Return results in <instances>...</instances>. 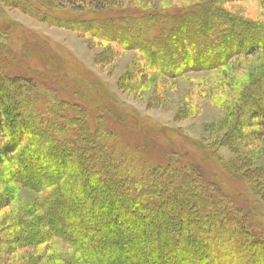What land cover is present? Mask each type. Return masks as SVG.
<instances>
[{
  "label": "rangeland",
  "instance_id": "rangeland-1",
  "mask_svg": "<svg viewBox=\"0 0 264 264\" xmlns=\"http://www.w3.org/2000/svg\"><path fill=\"white\" fill-rule=\"evenodd\" d=\"M99 1L104 11L76 0H0V75L31 79L45 96L70 106L74 130L91 128L97 142L108 148L99 159L113 154L132 181L143 180L159 192L167 187L166 199L172 196L180 203L182 190L195 186L174 170L194 173L196 186L217 188L226 205L264 236V116L253 114L257 85L264 82V40L253 38L259 43L250 51L253 41L247 37L227 48L199 51L198 63L182 62L178 50L171 56L170 47L162 49L169 45L166 37L175 21L157 16L188 10L189 19L197 7L217 5L233 17L261 24L264 32V0ZM72 18L81 26L66 21ZM208 30L207 40H223V33ZM184 48L189 51L188 42ZM6 136L0 135V146L9 143ZM80 139L92 143L84 134ZM11 159L0 165V195L10 201L0 211V264H86L54 236L56 225L49 226L40 211L49 191L26 184L36 185L33 178L39 177L46 157L21 172ZM179 184L182 188L173 187ZM77 214L89 220L87 214ZM113 216L117 222L110 218L109 226L122 229L123 218ZM16 219L37 220L38 226L31 225L36 230L30 227L28 233H37L41 241L32 246L16 242ZM130 223L126 221L127 228ZM87 251L92 257L100 252Z\"/></svg>",
  "mask_w": 264,
  "mask_h": 264
},
{
  "label": "trees",
  "instance_id": "trees-1",
  "mask_svg": "<svg viewBox=\"0 0 264 264\" xmlns=\"http://www.w3.org/2000/svg\"><path fill=\"white\" fill-rule=\"evenodd\" d=\"M76 1L93 3L98 11L106 7L100 6L99 0ZM200 8L197 7L198 11L189 19L185 17L188 10L157 15L161 18L167 15L176 23L166 37L169 45L162 47H170L168 55L178 50L182 62L191 59L198 63L200 53L206 54L213 48L220 49L222 45L227 48L248 38L264 40L261 24L233 17L217 5ZM66 21L81 26L74 18ZM205 30L223 33V40L218 37L213 42L207 40ZM185 42L189 43V51L184 48ZM258 43L253 41L250 51ZM250 51L249 54L256 52ZM257 86L253 114L264 116V82ZM43 93L31 79L0 75V135H7L5 139L9 142L0 146V165L12 156L11 160H16V168L21 172V169L30 170L35 162L39 165L41 158L46 157L48 162L42 166L39 177L33 178L36 185L26 184L39 192L49 191L40 211L46 215L49 226L56 225V229L52 228L54 236L76 251L79 263L82 259L86 264H264L263 234L248 218L240 215V211L226 205L217 188L196 186V174L188 176L183 169L174 170L181 180H189L195 186L182 190L185 195L179 197L180 203H175L172 196L166 199V194L170 193L167 187L159 192L158 188H147L143 180L132 181L113 154H110L113 159L108 153L99 159V153L108 148L97 142L91 128L82 125L74 130L68 118L70 106ZM49 99H52L50 104ZM83 134L85 139L92 140L91 145L85 141L80 143ZM24 141L25 151L21 149ZM99 146L102 149L97 148ZM72 175L77 179L73 180ZM43 176L45 179L41 178ZM171 179L178 181L174 176ZM70 181L75 185H70ZM173 187L182 188L181 184ZM9 202L0 195V211L7 208ZM78 212L87 214L89 220L79 218ZM113 215L123 218L122 229L114 230L109 226L110 218L116 221ZM127 220L132 221L128 228ZM38 223L37 220L18 222L16 219L12 230L17 234L16 242L38 244L41 241L38 234L28 233L31 225L38 226ZM41 223L39 225H43ZM89 248L100 251L97 255L101 258L90 256Z\"/></svg>",
  "mask_w": 264,
  "mask_h": 264
}]
</instances>
